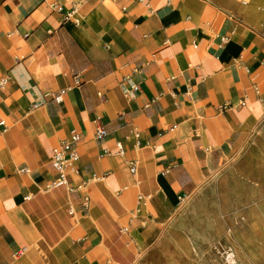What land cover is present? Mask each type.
Returning <instances> with one entry per match:
<instances>
[{
  "label": "crops",
  "instance_id": "obj_1",
  "mask_svg": "<svg viewBox=\"0 0 264 264\" xmlns=\"http://www.w3.org/2000/svg\"><path fill=\"white\" fill-rule=\"evenodd\" d=\"M255 1L0 0V264H135L264 119Z\"/></svg>",
  "mask_w": 264,
  "mask_h": 264
},
{
  "label": "rangeland",
  "instance_id": "obj_2",
  "mask_svg": "<svg viewBox=\"0 0 264 264\" xmlns=\"http://www.w3.org/2000/svg\"><path fill=\"white\" fill-rule=\"evenodd\" d=\"M248 10L264 18V0ZM264 264V119L244 146L216 155L209 177L135 264Z\"/></svg>",
  "mask_w": 264,
  "mask_h": 264
},
{
  "label": "built area",
  "instance_id": "obj_3",
  "mask_svg": "<svg viewBox=\"0 0 264 264\" xmlns=\"http://www.w3.org/2000/svg\"><path fill=\"white\" fill-rule=\"evenodd\" d=\"M128 79L125 78L123 81V84L127 81ZM7 83V78H2L0 80V87H3ZM139 88V85L135 84L132 85L130 88V91H137ZM99 95L102 97V93H99ZM38 104H35L33 108H36ZM107 135V130L103 126H99L96 130V137L97 139H102ZM81 140V136L79 134H73L70 140L63 141L57 148L53 150L52 156H51V163L53 166L58 169L60 172V178L55 182V184H63L67 183V175L68 171L67 169L71 168L80 158L77 150H76V145L77 143ZM131 169L133 172H136V165L135 162H131ZM28 171V170H24ZM88 185V182L84 183L81 186H75L71 187L69 186L68 189L70 191H76L79 189H85ZM89 202V197L88 195L85 196V207H87ZM72 211V210H71ZM225 254L227 260L235 264L236 262V256L234 253V250L231 247H228L225 249Z\"/></svg>",
  "mask_w": 264,
  "mask_h": 264
}]
</instances>
